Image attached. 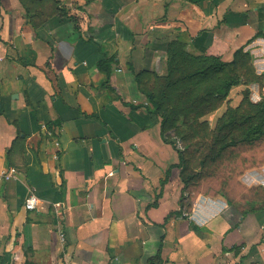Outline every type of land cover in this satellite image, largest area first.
Segmentation results:
<instances>
[{
  "label": "crops",
  "instance_id": "obj_1",
  "mask_svg": "<svg viewBox=\"0 0 264 264\" xmlns=\"http://www.w3.org/2000/svg\"><path fill=\"white\" fill-rule=\"evenodd\" d=\"M173 42L244 49L264 74V0H0V167L16 170L0 181V264H264L261 205L189 192L180 207L178 153L140 92ZM243 179L264 189V163Z\"/></svg>",
  "mask_w": 264,
  "mask_h": 264
},
{
  "label": "rangeland",
  "instance_id": "obj_2",
  "mask_svg": "<svg viewBox=\"0 0 264 264\" xmlns=\"http://www.w3.org/2000/svg\"><path fill=\"white\" fill-rule=\"evenodd\" d=\"M185 66V72L181 74L186 76L192 68ZM166 69L165 66L164 72L159 75H165ZM217 78L219 76L203 78L199 86L183 83L181 87L169 91L168 96L165 94L168 104L172 103L169 105L171 110H179L180 104L183 106L180 117H175L167 136L177 141L178 148L186 152L188 172L195 174L188 192L221 196L244 208L247 200L264 194V189L260 191L258 187L242 185L244 176L264 163V140L254 145L239 144L219 157L217 154L222 144L238 141L253 126L256 108L251 105L261 100L252 101V83L233 87L226 96L216 98L220 86ZM149 85L151 89L152 84ZM154 89L156 92L165 91L166 87L156 85ZM200 96L204 98L202 104L199 103Z\"/></svg>",
  "mask_w": 264,
  "mask_h": 264
},
{
  "label": "trees",
  "instance_id": "obj_3",
  "mask_svg": "<svg viewBox=\"0 0 264 264\" xmlns=\"http://www.w3.org/2000/svg\"><path fill=\"white\" fill-rule=\"evenodd\" d=\"M61 15L66 16L67 11L63 8L60 9ZM79 30L78 25L76 26ZM254 56L250 52L244 51V49H239L234 53L233 60L231 62L223 61L222 58L216 56H208L205 54L194 55L186 50V46L180 42H173L170 44L167 50V60L165 63L167 73L163 76L154 73L151 78L145 81V87L140 88V92L146 97L147 100V111L151 115H155L161 118V131L163 140L165 143L170 144L178 153L179 163L170 166L167 171V175H170L173 169H178L180 171V178L183 184L182 196L180 198V207H183V201L186 195L189 193L188 188L190 183L195 177V174H190L188 172V161L186 157V152L178 148L177 141L170 139L167 134L171 128V125L175 122V117H180L183 106L180 104L179 110L169 108L168 99L166 95L168 92L181 87L183 83L186 85H196L199 86L203 82V78L219 76L216 80L220 82V86L217 90L216 98L221 96H226L228 92L236 86L241 84H259L264 85V74L259 75L256 71L254 65ZM113 60L105 59L98 63V68L100 71L106 73L107 78L111 75L110 65ZM192 68L190 73L185 76L181 73L185 72L186 66ZM223 78H220L222 77ZM142 72L136 75L137 84H141ZM149 84H152V88H149ZM159 86V88L166 87L165 91H155L154 87ZM163 85V86H162ZM104 86L109 88L112 92L114 91L108 85L106 81ZM166 94V95H165ZM165 95V96H164ZM164 96V97H163ZM168 96V95H167ZM200 104L204 102V98L200 96ZM188 105V104H186ZM198 105V104H197ZM196 105V106H197ZM252 107L256 108V114L253 116V126L250 127L246 134L240 138L238 141H230L221 145L217 157L223 152L227 151L229 148L235 147L239 144H250L254 145L257 142L264 140V95L257 104H252ZM259 108V109H258ZM88 117V116H87ZM95 117V115L93 116ZM60 122H52L47 125V129L52 131L53 126H57ZM17 127L18 125L15 124ZM19 136L21 135L18 129ZM215 157V160L216 158ZM261 191V190H260ZM230 203L233 201L227 199ZM247 206L243 215H247L248 211H255L257 205H261V209L264 208V194L259 196V198H254L252 200L246 201ZM154 206V204H153ZM25 264H32L31 260L26 261Z\"/></svg>",
  "mask_w": 264,
  "mask_h": 264
},
{
  "label": "built area",
  "instance_id": "obj_4",
  "mask_svg": "<svg viewBox=\"0 0 264 264\" xmlns=\"http://www.w3.org/2000/svg\"><path fill=\"white\" fill-rule=\"evenodd\" d=\"M56 145L59 146V143L56 142ZM15 174H16L15 169H9L8 171L3 172L0 167V181H10L12 178H14ZM39 204H40L39 197L36 196L35 194H31L26 200L24 206L27 211H35L38 209ZM60 239L62 242H64L65 240L64 234L62 232L60 233Z\"/></svg>",
  "mask_w": 264,
  "mask_h": 264
}]
</instances>
